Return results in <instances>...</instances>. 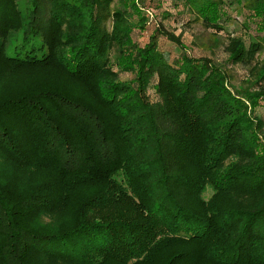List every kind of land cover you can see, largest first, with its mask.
Returning a JSON list of instances; mask_svg holds the SVG:
<instances>
[{"label":"trees","instance_id":"obj_1","mask_svg":"<svg viewBox=\"0 0 264 264\" xmlns=\"http://www.w3.org/2000/svg\"><path fill=\"white\" fill-rule=\"evenodd\" d=\"M171 1L215 32L248 12L229 63L264 49V0ZM139 8L0 0V264H264V64L235 88L162 23L140 46Z\"/></svg>","mask_w":264,"mask_h":264},{"label":"rangeland","instance_id":"obj_2","mask_svg":"<svg viewBox=\"0 0 264 264\" xmlns=\"http://www.w3.org/2000/svg\"><path fill=\"white\" fill-rule=\"evenodd\" d=\"M131 1L135 2L137 0ZM138 2L139 11L147 17L144 23L134 25L131 35L133 41L140 46H144L149 41L156 24L162 23L165 28L175 35H180L185 51L189 55L211 57L216 65L229 71L230 83L235 88L245 86L247 79L252 80L251 68L256 62L264 64V49L256 54L255 59L250 64H231L227 60L228 53L225 51V46L229 37H241L247 46L250 41L249 35L256 34L255 29L252 27L249 30L244 28V25H248V12L237 5L225 8L228 17L222 23L224 29L215 32L214 29L207 28L200 21L194 20L193 15L187 11L181 2L171 0H138ZM136 20L137 18L134 21ZM16 34L10 38L6 46V53L9 56L25 57L31 46H34V51H30L28 55L41 57L45 52L44 49H40L39 38H36L32 45L25 44L21 46L20 39H15ZM158 45L160 50L166 53L169 60L177 59L180 56V49L166 39L160 37ZM113 68L116 71L118 70L116 66H113ZM118 76L123 81L133 77L132 74L119 70ZM151 97L153 98V96ZM260 102V106L256 108L254 113L264 118V99H260ZM259 149V152H264L261 145Z\"/></svg>","mask_w":264,"mask_h":264}]
</instances>
